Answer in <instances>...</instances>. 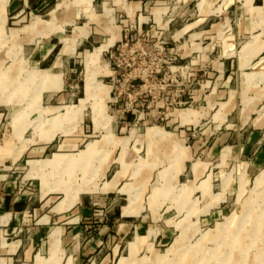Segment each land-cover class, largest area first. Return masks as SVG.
<instances>
[{
	"label": "rangeland",
	"instance_id": "obj_1",
	"mask_svg": "<svg viewBox=\"0 0 264 264\" xmlns=\"http://www.w3.org/2000/svg\"><path fill=\"white\" fill-rule=\"evenodd\" d=\"M29 2L25 7L23 0H0V157L12 158L0 159V174L5 169L8 176L23 177L33 151L53 140L80 137L87 145L101 139L99 159L87 154L84 171L68 174L70 190L79 189L91 207H100L109 199L101 184L112 175L105 173L111 151L105 142L118 138L122 186L134 194L137 183L149 218L135 256L112 264H264V160L256 159L264 135L261 142V136L254 140L248 158L241 156L250 133L264 134V65L258 64L264 58V0L190 3L185 19L194 20L206 9L215 13L212 24L228 19L235 61L255 55L250 63L230 64L226 74L216 63L199 71L182 65L179 43L165 28L148 23L140 30L137 19L122 14L112 21L122 38L93 57L115 32L101 30L87 0ZM166 16L171 19L172 13ZM89 19L99 26L89 29ZM78 28L91 36L66 63L57 56L58 43L78 40ZM212 36L209 50L216 57L220 42ZM51 45L57 51L41 62ZM205 81L212 94L198 92ZM225 102L232 108L229 126L218 128L210 123L221 120ZM186 109L198 121L190 129L175 123ZM131 118L127 129L115 127ZM206 135L212 138L208 142ZM175 140L182 141L180 153ZM184 146L196 156L190 159ZM62 199L57 194L50 204Z\"/></svg>",
	"mask_w": 264,
	"mask_h": 264
},
{
	"label": "crops",
	"instance_id": "obj_2",
	"mask_svg": "<svg viewBox=\"0 0 264 264\" xmlns=\"http://www.w3.org/2000/svg\"><path fill=\"white\" fill-rule=\"evenodd\" d=\"M87 1L91 6V16L94 20H97V17L100 19L101 30L115 32L113 35L110 33L109 38L106 39L107 44L99 48L111 47L122 38L121 30L114 26L116 23H113V17L122 14L127 19L133 21L134 18L137 19L140 30L148 23L165 28L168 34H172L175 38L174 41L179 43L182 50L181 64L188 65L191 70L199 71V66L203 64L216 63L224 74L230 64H246L255 59V55L254 59L239 56L235 61V57L231 56L232 45L229 42L226 17H223L220 24H212L215 13L206 9L198 11L194 20L185 19L184 17L190 14L189 5L193 0ZM172 1H175L174 9L170 8ZM29 3V0H23L25 7ZM168 13H172L171 19L166 18ZM224 14V11L216 13L217 16ZM107 18L109 22H106ZM90 21L89 19L85 24L89 29L93 25L99 26L98 23H90ZM237 29V36L240 37L241 25H238ZM83 30L78 28L77 32L80 33L78 40L59 41L61 48L57 56L60 55L59 57L66 63L72 62L78 49L87 44L91 35H88L87 31L82 32ZM214 34L218 37L216 40L220 42V50L216 57L209 50L215 40L212 36ZM259 50L257 48L255 52ZM56 51V45L49 46L45 57L43 56L40 61L44 62ZM258 64L264 65V58ZM203 83L198 92L203 91L206 95L209 93L210 82ZM205 104L207 106V102ZM231 109L226 102L222 103L221 120L215 123L212 121L210 124L218 128L229 126ZM194 115L195 112L186 109L180 112L175 123L186 129L195 127L198 121L194 120ZM131 120L132 118L117 123L115 127L127 129L133 124L130 123ZM256 122L259 120H255ZM263 135L258 131L250 133L248 142L241 149L243 158L250 156L254 144H257L253 143L254 140L261 136L259 142ZM228 137L227 133L221 135L224 140ZM209 138L210 135H206V142ZM117 139L109 137L105 142L108 146L111 145L105 173L112 172V175L109 180L101 184V188L107 189V192L102 194L109 199L100 207H91L86 198L79 196L77 192L79 189L70 190L68 174L71 171L75 174L84 171L87 154H93L91 159H99L101 139L87 145L80 137L55 142L53 140L33 151L35 155H31L28 162L29 169L23 177L15 173L8 176L5 174L7 173L5 169L2 171L3 173L0 174V264H49V261L50 264H55L54 261L59 260H63L64 264H112L124 259L125 255V258L135 256L136 241L141 239V235H145L140 230L144 228L145 221L149 217L145 214L136 194L140 190L136 188L137 183L133 185L134 194L124 191L125 186H122V182L125 173L121 166L118 168L122 157L116 147ZM132 144V152L136 154L138 141ZM184 148L189 153L190 159L196 156V150L193 152L191 147L187 149L184 146ZM174 149L181 152V140L174 141ZM224 149L229 152L232 148ZM211 151V148L209 150L207 148V153ZM2 158L6 161L12 159L6 155H2L0 159ZM256 159L259 162L264 160V142ZM3 167L5 168V165ZM147 175L145 180L149 182L150 175ZM182 191L184 192L185 189ZM57 194L63 195L62 201L56 205L50 204L51 198Z\"/></svg>",
	"mask_w": 264,
	"mask_h": 264
},
{
	"label": "bare ground",
	"instance_id": "obj_3",
	"mask_svg": "<svg viewBox=\"0 0 264 264\" xmlns=\"http://www.w3.org/2000/svg\"><path fill=\"white\" fill-rule=\"evenodd\" d=\"M2 26V25H1ZM108 47V46H107ZM103 51V48H98V49H96L95 50V52H94V54H92V56L93 57H95V56H97V55H99L100 54V52H102ZM92 56H90V57H92ZM95 60V59H94ZM93 62V61H92ZM91 80V82L93 81V79L91 78V77H89Z\"/></svg>",
	"mask_w": 264,
	"mask_h": 264
}]
</instances>
